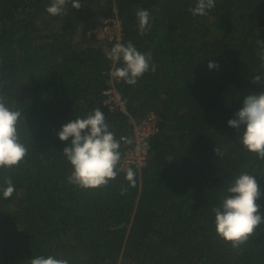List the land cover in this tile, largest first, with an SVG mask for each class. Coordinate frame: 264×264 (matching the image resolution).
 <instances>
[{"label":"trees","instance_id":"trees-1","mask_svg":"<svg viewBox=\"0 0 264 264\" xmlns=\"http://www.w3.org/2000/svg\"><path fill=\"white\" fill-rule=\"evenodd\" d=\"M79 2L51 16V0H0V97L21 112L28 149L19 166L0 169V264L39 255L69 264H264V159L241 145L243 127L227 126L248 95L264 91L251 82L264 73V0H215L205 16L189 12L196 0ZM139 9L151 17L143 36ZM112 18L118 35L97 37ZM129 41L156 66L135 85L112 78L122 64L106 56ZM109 89L123 108L106 100ZM95 108L121 159L114 180L84 189L68 182L57 133ZM149 118L156 130L141 142L144 164H123L135 125ZM241 173L257 181L262 223L233 248L217 236L213 209ZM9 177L15 191L5 198Z\"/></svg>","mask_w":264,"mask_h":264},{"label":"clouds","instance_id":"clouds-1","mask_svg":"<svg viewBox=\"0 0 264 264\" xmlns=\"http://www.w3.org/2000/svg\"><path fill=\"white\" fill-rule=\"evenodd\" d=\"M69 0H51L46 12L51 16L66 14L65 5ZM215 7V0H196L195 6L189 8L193 16H205L208 10ZM71 8L80 9L79 0H71ZM138 31L141 36L151 28V17L147 10L139 9L136 12ZM259 51L257 56L264 67V41L257 40ZM107 58L113 64L120 63L121 67H114L109 75L122 80L128 85H135L139 78L149 71H155L156 66L151 64V54H144L137 50L131 41L116 43L110 50H106ZM217 67L213 63L208 68ZM253 84L264 85V73L256 75L251 81ZM21 112L8 107L3 97H0V169H12L25 159L28 149L20 141L18 122ZM227 126L239 130L240 143L243 148L258 159H264V91L259 94L248 95L235 118L228 120ZM57 137L66 146L63 155L71 166L68 177L70 184L84 189H96L106 186L117 175V166L121 159L120 141L109 130L104 113L93 109L86 118H77L62 126ZM147 148V145H145ZM216 155L219 149L214 148ZM129 181L134 180V173L129 169L126 173ZM3 196L9 198L15 191L12 179L5 181ZM227 195L219 207L213 209L215 231L226 243L233 248L245 243L254 229L262 223L259 214L260 198L258 184L253 175L241 173L227 188ZM28 264H69L67 259L49 256L32 257Z\"/></svg>","mask_w":264,"mask_h":264},{"label":"built area","instance_id":"built-area-1","mask_svg":"<svg viewBox=\"0 0 264 264\" xmlns=\"http://www.w3.org/2000/svg\"><path fill=\"white\" fill-rule=\"evenodd\" d=\"M115 25L118 30L120 29L119 27V22L116 18L112 19H106L100 23V26L104 29L107 27ZM106 95L108 96L106 100L108 102L118 105L120 108L122 107V103L119 99V96L117 93L114 91V89H109L106 91ZM155 122L153 119L149 118L146 121L142 123H138L134 127V143H135V148L133 150H130L126 153V157L123 160V164H133L131 162H136L134 164L138 166H142L145 162V156L143 155V152L141 151V142L144 137L147 135L153 133L155 131Z\"/></svg>","mask_w":264,"mask_h":264},{"label":"rangeland","instance_id":"rangeland-1","mask_svg":"<svg viewBox=\"0 0 264 264\" xmlns=\"http://www.w3.org/2000/svg\"><path fill=\"white\" fill-rule=\"evenodd\" d=\"M100 29V30H99ZM97 29V37H116L118 34V28L115 25H111L107 27L106 29L104 28H99Z\"/></svg>","mask_w":264,"mask_h":264}]
</instances>
